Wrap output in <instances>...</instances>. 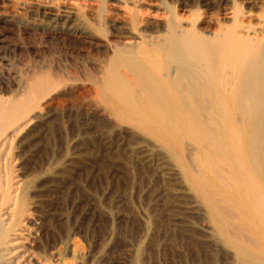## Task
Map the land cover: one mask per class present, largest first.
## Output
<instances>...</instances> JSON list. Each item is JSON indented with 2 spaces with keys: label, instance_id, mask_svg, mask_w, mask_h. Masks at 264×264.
<instances>
[{
  "label": "bare ground",
  "instance_id": "6f19581e",
  "mask_svg": "<svg viewBox=\"0 0 264 264\" xmlns=\"http://www.w3.org/2000/svg\"><path fill=\"white\" fill-rule=\"evenodd\" d=\"M244 2L248 8L242 0H0L1 18L20 7L26 12L43 13L41 16L45 14L50 21L63 20L70 28L76 22L82 24L80 28L88 39L81 38L79 45L99 50L88 66L82 64V72L96 79V93L109 104V110L101 107L102 111L131 127L136 135L131 149L140 154L142 162L156 160L167 200L176 197L205 221L201 225L192 221L188 224L189 219L184 218L188 225L180 224L181 233L188 236L189 246L196 250L192 259L200 264H219L224 259L228 264H264V0ZM116 9L121 14L119 19L109 22L118 34L110 36L98 25L103 24L104 15ZM96 30L101 37H96ZM4 53L0 58L9 61L12 54L8 57ZM32 67L29 73L26 67L27 73L18 70L20 91L7 94L8 88L0 83V264H24L20 243L38 229L43 230L40 228L46 220L43 213H35V179L15 182L10 158L15 146L23 142L22 132L43 114L56 83L50 72ZM157 227L156 222L148 221L132 264H142L146 244L158 249L160 243L154 239ZM197 229L201 230L199 236Z\"/></svg>",
  "mask_w": 264,
  "mask_h": 264
},
{
  "label": "rangeland",
  "instance_id": "374dc122",
  "mask_svg": "<svg viewBox=\"0 0 264 264\" xmlns=\"http://www.w3.org/2000/svg\"><path fill=\"white\" fill-rule=\"evenodd\" d=\"M242 3L248 8V3L244 2V0H242ZM19 8L20 7H18L17 12L12 15L0 17V56L5 50L8 57L12 54L10 55L9 61H6V59L4 61L6 64L8 63L10 67L8 64L5 66L6 64L3 62L4 59L0 58V64H2V66L0 65V69L2 68V71L4 70L2 73L0 72V83L6 86L8 91L10 90L9 92L7 91V94L20 91L21 86L16 80L19 76V71L21 73L28 70L27 72L29 73L33 71V65L37 66V69L34 67L36 71L41 72L43 69L42 72H50L52 78L56 82L55 84L58 83L52 86L51 93L47 97V104L43 110L44 115H41L44 117L38 116V118H35L32 123L29 124L30 126L28 125L21 134V141L23 140V142L20 143V146H15L11 151L12 154L10 153V158H12V170L14 171L13 175L16 178L15 182L22 183L20 182L21 180L24 182L31 177L35 179L37 184L33 188V197L35 195L34 209L37 211H34L37 214L43 213V215H45L44 220L46 218L44 223H47L46 227L44 224V227L40 228L43 230L39 231L38 229L36 233L31 234L29 239L23 240V242L20 243L21 246H23L20 249V254H22L21 256L25 262L24 264H59L61 261L67 264H132L133 254L139 243L145 238L144 231H147V223L150 220L156 222V227L158 226L156 228L159 229L157 230L158 232L156 233V229H154L153 232L156 233L154 234V239H157L156 241L160 244L158 249L154 248L152 244H146L145 250L143 249V253L141 254L142 264L198 263L195 259H192V257L196 255V250L192 246H189L188 236L181 232L185 224L188 225L191 221L199 225H201V223L203 224L205 221H203L198 214L189 211L185 203L177 200L176 197L172 198L171 201L167 200L165 183L163 182L164 179H161V170L160 168L158 169V164H154L156 160L147 162H152V165L142 162L143 159L140 154L133 152L131 149L135 145L134 140L136 141V137H134L136 135H133L134 132L131 133L132 131H130L131 127L125 123H121L115 115L110 114L107 116L105 112L102 111L101 107H107L109 110V104L103 103L98 96L99 93H96L98 92L96 79L88 77L82 72L83 65L88 66V64L91 63V57L99 53H97V51H99L98 47L85 46V48L79 45L78 40L81 38L88 39V35L81 29L83 28L82 24L76 22L74 24L76 26L74 27L77 29L75 30L74 27L70 28L69 24L67 22L64 23L63 20L50 21V18L45 14L43 15L45 18L41 16L43 13L41 14L34 11V14L33 12L31 13L32 10H27L26 12L23 8H20L19 11L21 13H19ZM117 11L120 13V11L116 9V11H109L108 16L107 14L106 16L104 15L103 24L98 25L103 33L106 34L107 32L110 36L118 34L111 23L113 19H119L121 14L119 15ZM116 12L118 14H116ZM24 13L27 14L28 18L23 16ZM4 18H7V20ZM110 20L111 22H109ZM104 22L109 23L107 24ZM3 23L5 25H2ZM11 25L12 27L15 25V28H12ZM102 26L104 28L106 27V31ZM68 27L70 28L69 30ZM64 33L66 35H64ZM95 33H97L96 37H101V34H99L100 32L96 30ZM71 37L74 38L73 40L75 41L79 37L77 39L78 42L76 41L75 43L72 39L70 40ZM18 38H20V40ZM36 38L37 40L35 41L34 39ZM29 40L33 43H30L31 41L29 42ZM55 41H57L56 43L59 46H57ZM13 42L15 44L17 43V46ZM70 43L71 46H69ZM2 45H4L5 48ZM65 45L68 49H66ZM75 46L77 47L75 48ZM78 46H80L81 49ZM24 49L27 50L25 51ZM36 49L38 50L37 52ZM86 51L90 55H86L88 54ZM26 58L27 60L25 61ZM50 59L53 62L50 61ZM80 66L81 69L79 68ZM46 67L49 68V71ZM89 67L92 68V64L89 65ZM9 68L11 70H9ZM31 68L32 70H30ZM54 72H58V74ZM96 101H98L99 104H97ZM91 103H95V105ZM61 109L63 111H61ZM57 111L59 113H57ZM114 119H116V121ZM41 123L44 125H41ZM27 129H31V131ZM55 130L57 131L55 132ZM32 133L34 134L30 135ZM24 134L30 135L29 138L27 135L25 138ZM42 136L44 138L48 137L47 139L49 140L44 139ZM39 138L41 142H39ZM30 147L31 149H29ZM130 151H132V153ZM20 153H22V155H20ZM20 156L22 158H20ZM46 159H49L48 162ZM68 159H72L71 162L68 161ZM28 160L30 161L28 162ZM33 161L36 162L34 163ZM43 161L45 162L43 163ZM58 167H61L64 171L67 169V172L65 171L64 174V171L58 169ZM43 168L46 169L43 171ZM31 173L34 174L32 175ZM181 207H183L182 209L184 210H182ZM186 214L188 215L187 217ZM190 215L194 217L191 218ZM165 217H167V219ZM184 218L187 219V221L189 219L187 222L188 224L185 222L186 220L184 221ZM199 220H201V222ZM48 223L51 225H48ZM180 224L183 225V227ZM197 232L199 233L201 230L199 229L198 231L197 229ZM199 235L200 233L198 236ZM187 244L189 247H187ZM149 245H151V247ZM165 246H167V248ZM188 252L191 254L189 255ZM223 259L222 257V260ZM184 260H186L187 263L184 262ZM225 261L226 259H224L222 263L219 262V264H228ZM202 264H206V262H202Z\"/></svg>",
  "mask_w": 264,
  "mask_h": 264
}]
</instances>
